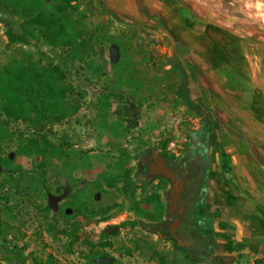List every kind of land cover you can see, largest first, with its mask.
Instances as JSON below:
<instances>
[{
  "label": "rangeland",
  "instance_id": "1",
  "mask_svg": "<svg viewBox=\"0 0 264 264\" xmlns=\"http://www.w3.org/2000/svg\"><path fill=\"white\" fill-rule=\"evenodd\" d=\"M186 1L201 18L170 0L2 1L0 241L23 264L29 253L53 264H220L176 245L169 181L140 163L151 150L174 160L226 121L246 133L233 150L237 190L264 203V43L248 38L264 39V0ZM199 212L201 223L217 215ZM198 225L190 241L204 249L210 230Z\"/></svg>",
  "mask_w": 264,
  "mask_h": 264
},
{
  "label": "crops",
  "instance_id": "2",
  "mask_svg": "<svg viewBox=\"0 0 264 264\" xmlns=\"http://www.w3.org/2000/svg\"><path fill=\"white\" fill-rule=\"evenodd\" d=\"M199 81L203 85L207 84L201 78ZM207 88L206 86V90ZM202 94L201 87L192 93V97L198 102L197 107H202ZM209 116H213L212 112ZM216 129V125L210 128L207 139L203 140L208 152V173L205 191L196 208L194 220L203 230H210L208 234H204L208 237L205 244L209 245L214 256L218 255L224 264H237L248 255L264 259V203L253 204L237 190L240 178L234 168L237 167V160L234 159L233 150H238L241 145L238 142L246 137V133L229 121H226L223 128L220 127V134ZM261 136L264 138V132ZM259 147L264 153V143L259 144ZM203 207H206L208 213L217 214L210 224L204 219L205 224L201 223L199 211ZM0 264H23L21 252L12 250L0 241Z\"/></svg>",
  "mask_w": 264,
  "mask_h": 264
},
{
  "label": "flooded vegetation",
  "instance_id": "3",
  "mask_svg": "<svg viewBox=\"0 0 264 264\" xmlns=\"http://www.w3.org/2000/svg\"><path fill=\"white\" fill-rule=\"evenodd\" d=\"M183 1L188 5V8H183L189 10L194 16H196V18L199 19V15L191 9L190 4L186 0ZM174 2L177 3L176 1ZM177 4L179 5V3ZM233 25V27L237 26L234 23ZM205 139H207L206 134H202L201 132L194 137H191V146H189V148H187L184 153L174 160L163 156L158 150H156L157 156L152 158L153 150H151V152L141 160L140 167L145 168L146 175L152 177L150 174V169L154 164L155 159H163L166 166L172 170L175 179L179 181L177 185L180 186V189L177 193L176 203H168V213L172 218V222L174 219L179 220V226L175 229L174 237L170 233V227L169 233L171 237L175 239L176 245L178 244L179 240L184 243V245L180 248L189 250L190 253L195 255L203 253L204 257L208 258L210 255L214 256V252L208 244L204 243V249H202L199 244H192L190 241L191 239L195 238V227L193 220L195 212H197L196 208L200 205V199L206 187V174L208 173V152L203 145V140ZM169 184L171 190L172 184L170 182ZM170 208H172L171 212ZM184 219L186 222H184ZM178 230H181L184 236H179L177 233ZM214 258L217 259L220 264H224L223 260L219 258L218 255L214 256Z\"/></svg>",
  "mask_w": 264,
  "mask_h": 264
},
{
  "label": "trees",
  "instance_id": "4",
  "mask_svg": "<svg viewBox=\"0 0 264 264\" xmlns=\"http://www.w3.org/2000/svg\"><path fill=\"white\" fill-rule=\"evenodd\" d=\"M3 0H0V13H1V10L3 9V5H2V2ZM64 3H66V4H68V2L70 1V0H62ZM174 1H176L177 3H179V5L180 6H182V7H187L188 8V5H187V3H185L183 0H174ZM138 2L142 5L143 4V2L141 1V0H138ZM199 18H201L200 16H199ZM206 22H209L210 21V19H208V18H205L204 19ZM31 22L32 23H34V24H37V25H39V26H42L45 30H47V31H49L54 25H55V22L54 21H52V20H47V19H45V18H43V17H39V16H37V17H34V18H31ZM211 23L212 24H216V25H218L217 24V21L216 20H213V19H211ZM7 27H9L8 25H6ZM235 29H237V30H239V28H238V26H235L234 27ZM55 32L59 35V34H63V30H62V28H60V27H58L56 30H55ZM261 33H264V29L263 30H261ZM258 35H260V34H258V33H251V35H249L248 36V38L251 40V41H254V42H260V43H264V39H259L258 38ZM8 36L10 37V39L11 40H16L17 38H16V36L11 32V30H9L8 31ZM47 92H48V94L51 96V97H58V96H60L59 94L57 95V94H53L54 92H55V90H54V88H52V86L50 85V86H48V88H47ZM210 100V98L208 97V99H207V101H209ZM209 103V102H208ZM5 112L7 113V114H9V115H12V112H11V110H9L8 108L7 109H5ZM133 225H138V226H140V227H143L144 229H146L148 232H150V233H154V234H156V233H159L158 231L159 230H157V226L156 225H149V226H144L143 224H140V223H138V224H133ZM8 247H10V246H8ZM11 248V247H10ZM12 250L14 249V247H12L11 248ZM26 249L25 248H22V251H25ZM28 256L31 258V262H32V264H53L52 263V258L51 257H48L46 260H44V259H42V258H40V257H38V256H36V255H34V254H32V253H29L28 254ZM187 260L188 261H190V262H192V263H195V259L194 258H192L191 256H187ZM204 261H208V259H207V257H204V259H203Z\"/></svg>",
  "mask_w": 264,
  "mask_h": 264
},
{
  "label": "water",
  "instance_id": "5",
  "mask_svg": "<svg viewBox=\"0 0 264 264\" xmlns=\"http://www.w3.org/2000/svg\"><path fill=\"white\" fill-rule=\"evenodd\" d=\"M112 55L114 59H116L117 53L115 49H113ZM152 153H153L152 158H155L157 156V151L153 150ZM150 174L152 177H163L172 184V188L169 191V195H168V203L175 204L177 199V193L180 189V186L177 185L179 181L175 179L172 170L166 166L163 159H159V160L155 159L154 164L150 169ZM171 211L172 208H170V212ZM178 226H179V220L174 219L170 225V233L173 237L175 236V229L178 228ZM183 245L184 243L181 240H179L177 246L182 247Z\"/></svg>",
  "mask_w": 264,
  "mask_h": 264
}]
</instances>
